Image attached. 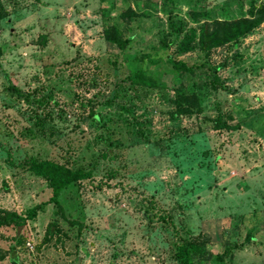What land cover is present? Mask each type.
Returning <instances> with one entry per match:
<instances>
[{
	"label": "rangeland",
	"instance_id": "rangeland-1",
	"mask_svg": "<svg viewBox=\"0 0 264 264\" xmlns=\"http://www.w3.org/2000/svg\"><path fill=\"white\" fill-rule=\"evenodd\" d=\"M261 1L0 0V211L36 207L0 226V264H177L172 243L188 239L192 264H264V22L206 55L176 51L206 18ZM127 6L136 16L119 19ZM110 24L122 52L103 39ZM138 68L153 85L128 87ZM177 92L197 93L198 112L171 114ZM218 112L230 118L214 129ZM30 157L91 176L49 201L44 180L15 166ZM47 227L59 232L43 240Z\"/></svg>",
	"mask_w": 264,
	"mask_h": 264
},
{
	"label": "trees",
	"instance_id": "trees-1",
	"mask_svg": "<svg viewBox=\"0 0 264 264\" xmlns=\"http://www.w3.org/2000/svg\"><path fill=\"white\" fill-rule=\"evenodd\" d=\"M173 1V0H167ZM112 8H108V17ZM6 15L5 8L0 4V18ZM190 19L193 22H197L199 17H206V13L200 10H190L188 12ZM136 16V13L130 7H124L119 11L117 17L122 20H126L129 17ZM262 22H264V0L258 2L255 5H251L247 10L246 16L234 17L228 19H205L203 20L196 29H189L181 34L180 39L176 43V51L178 53H185L191 50H198L203 55H206L210 49L217 47L222 44H228L238 41L243 38L247 33L251 32L253 29L258 27ZM212 27L211 29H209ZM103 39L111 45H114L116 50L122 52L126 46L127 39L122 38L116 33V28L114 25H107L102 30ZM40 38H44L41 36ZM41 41V40H40ZM1 54V50H0ZM172 67L174 70H180L185 73H192V68L186 66L182 62H173ZM216 70V67H212V71ZM179 73H176L178 76ZM125 79L129 82L130 86L134 85H153L154 76L150 72H146L143 69H133L130 71ZM177 89V88H176ZM117 96L115 92L111 94L109 99H114ZM105 102V101H104ZM174 107L170 112L173 115H189L193 112H198L199 96L197 93H176L173 99ZM119 111L125 110L126 107L122 104H117ZM89 117L96 127L102 128L104 126L102 114L98 111L89 112ZM230 117L222 115L219 112L211 117L212 128H224L227 126L226 120ZM38 121V120H37ZM37 124V122H35ZM138 135H143L144 130L141 126L136 129ZM98 138H102V135H98ZM110 143H106V148H109ZM7 159V158H6ZM9 163L11 161L7 159ZM17 167H24L29 170L33 175L40 177L44 180L45 184L51 191V196L49 201H54L55 196L59 189L64 186L85 180L91 176V168L83 169L81 167L71 168L63 163H58L53 160L40 159L36 160L33 157L19 160L15 163ZM36 207L28 208L24 211V215L16 213L15 211H0V226L9 223H14L19 226L23 224L26 219H31L35 216ZM55 228V226H54ZM53 232H59L56 229H49L47 227L43 240L50 236ZM252 235L250 231L247 232L246 238H250ZM194 242L191 240H180L172 243V255L177 264H192V253L196 250V246L193 245ZM11 264H18L15 257L10 256Z\"/></svg>",
	"mask_w": 264,
	"mask_h": 264
}]
</instances>
